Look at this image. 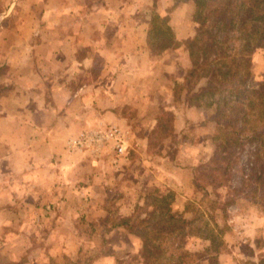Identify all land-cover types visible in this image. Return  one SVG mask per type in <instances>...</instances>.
<instances>
[{
	"label": "crops",
	"instance_id": "0c3cea01",
	"mask_svg": "<svg viewBox=\"0 0 264 264\" xmlns=\"http://www.w3.org/2000/svg\"><path fill=\"white\" fill-rule=\"evenodd\" d=\"M142 4L146 1L24 0L0 25V69H6L9 79L0 96V264H79L80 247L74 241L77 214L67 209L75 204L74 195L60 197L63 211L46 216L38 230L30 226L32 209L44 200L21 194L39 185L60 189L65 183L74 184L78 167L73 162L88 153L67 151L69 138L115 125L127 133L130 147L125 155L133 151L146 158L158 156L151 145L158 116L176 108L173 83L182 79L179 63L189 55L182 46L149 55L146 7V22L138 20ZM193 7L191 2H158L156 12L169 17L176 42L195 35ZM185 107L175 113L176 131L165 136L164 146L188 121L207 123L208 108ZM176 170L191 186V169ZM140 173L162 188L155 170L146 166ZM170 175L162 173L167 187ZM248 222L253 241L264 239V215ZM69 223L72 227L67 228ZM252 248L262 251L255 242ZM95 252L91 248L88 254ZM227 260L233 264L231 256ZM88 264H143V260L139 246L115 244L108 253L93 255Z\"/></svg>",
	"mask_w": 264,
	"mask_h": 264
},
{
	"label": "trees",
	"instance_id": "16d2710c",
	"mask_svg": "<svg viewBox=\"0 0 264 264\" xmlns=\"http://www.w3.org/2000/svg\"><path fill=\"white\" fill-rule=\"evenodd\" d=\"M145 1L148 50L159 55L178 42L169 17L156 12L158 0ZM186 2L194 4L197 28L186 41L188 75L206 80L195 98L215 107L219 122L214 141L222 162L193 168V187L202 198L183 212L172 211L170 193L156 190L147 198L150 202L136 207L138 215L148 209L142 212L145 217L122 223L141 240L143 264H197V253L184 248L188 238L208 240L214 250L224 248L228 207L243 202L249 213L264 207V80L249 85L252 56L264 49V0H175ZM257 264H264V258Z\"/></svg>",
	"mask_w": 264,
	"mask_h": 264
},
{
	"label": "rangeland",
	"instance_id": "374dc122",
	"mask_svg": "<svg viewBox=\"0 0 264 264\" xmlns=\"http://www.w3.org/2000/svg\"><path fill=\"white\" fill-rule=\"evenodd\" d=\"M23 2L24 0H0V25L8 20L14 10ZM158 2L156 3V11L158 10ZM140 7V18L138 20L146 22L143 11L146 4H142ZM6 13H8L7 16H4ZM194 31L196 34V26ZM191 39L178 42L176 46L171 48L182 46L187 55H189L186 41ZM176 55H180V53H176ZM179 65L183 69L182 79L180 82L173 83V102L176 108L167 112L162 110V113L158 116L160 119L159 123L154 131L155 137L151 140V145L154 146L153 150L157 152L158 156L146 158V156H140L138 153L132 151V154L130 153L129 156L124 153L119 158L116 157L110 148H106L97 157L88 153L86 155L90 157L88 159L84 156L85 154H82L73 162L78 167L75 168L76 170L73 173L75 175L74 184L65 183L60 189L43 188L39 185L35 188L32 187L33 189H28L26 192L23 189L21 192L23 198L34 199L38 195L40 199L44 200L38 204L35 203L32 209L30 226L32 229L38 230L41 229L42 221L46 216L49 217L53 213L59 214L63 211L58 206L60 197L63 199L64 197L72 198L74 195L73 201L76 200V202L74 205L70 204L67 209L77 214L74 223L78 235L74 237V241L80 247L78 255L79 264H88L93 255L108 253L110 246L115 244H128L131 248L139 246L141 257V240L122 223L128 221V224H132L137 217L139 219L145 217L142 212L148 209H144L138 215V213H134L136 207L150 202L152 199L147 198H150L156 190L159 194L170 193L173 198L172 211L174 213L183 212L186 205L200 201L202 196L195 191L193 183L191 186L189 185L190 181L188 179L186 185V177L179 174L176 169L178 167H189L193 181L192 170L194 167L202 164L205 166L221 164L222 150L216 146L214 141L217 122H219L215 107H209L206 105L205 100L195 98V93L205 87L206 80L203 78H193L188 75L190 68L189 56L185 63H179ZM263 80L264 49H256L250 65L249 85H257ZM8 85V73L6 69H0V96L6 92ZM160 96L162 100L165 99L163 94ZM187 104L193 107L203 106L204 108H208L207 123L198 126V121L191 123L188 121L184 124L180 135L176 133V137H172L169 140L170 142L168 141L169 144L164 146L165 136L170 135V133L173 134L176 131V128H174V122L177 119L175 113L178 112L180 114L185 110ZM129 145L130 143L127 140V150L130 147ZM194 146H197L199 149L197 147L192 148ZM107 153H109V157L101 160V156ZM245 160L246 154L244 153L241 162ZM146 166L150 170H155V174L159 179L157 182L162 185L161 189L156 186L154 179H151L149 176L145 178L146 175L144 176V174L140 173ZM174 169L175 172L173 173ZM163 172L171 173L168 177L172 180V183L168 187L164 184L166 181L165 177L162 176ZM69 181L71 182L72 180ZM227 210L228 218L226 225H228V229L225 228L227 231L221 236L226 247H219L218 250H214L208 240L194 237L188 238L185 242L184 248L189 253H197V264H221L224 260V264H227V259H230V256L232 259L231 263L233 264H257L259 259L264 258V239L257 238L253 241L254 232H251L248 222L250 218L256 215H264V207L259 210H251L249 213L246 211L250 210L247 208V204L240 202L239 205H232ZM217 222L219 225L223 224L219 220ZM68 227H72L71 223H69ZM254 242L261 247V252L255 253L252 248ZM91 248L95 249L96 252L89 255L88 251Z\"/></svg>",
	"mask_w": 264,
	"mask_h": 264
},
{
	"label": "built area",
	"instance_id": "2783aa9c",
	"mask_svg": "<svg viewBox=\"0 0 264 264\" xmlns=\"http://www.w3.org/2000/svg\"><path fill=\"white\" fill-rule=\"evenodd\" d=\"M126 143L127 133L118 126L108 125L81 131L66 141V149L72 153H89L97 157L110 148L120 158L127 150Z\"/></svg>",
	"mask_w": 264,
	"mask_h": 264
},
{
	"label": "water",
	"instance_id": "95a60500",
	"mask_svg": "<svg viewBox=\"0 0 264 264\" xmlns=\"http://www.w3.org/2000/svg\"><path fill=\"white\" fill-rule=\"evenodd\" d=\"M8 13H6L4 16H7Z\"/></svg>",
	"mask_w": 264,
	"mask_h": 264
}]
</instances>
